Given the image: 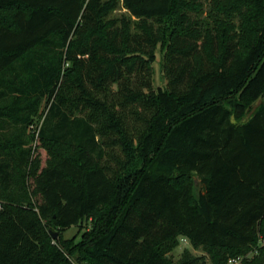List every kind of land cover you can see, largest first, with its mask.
<instances>
[{"label": "trees", "instance_id": "16d2710c", "mask_svg": "<svg viewBox=\"0 0 264 264\" xmlns=\"http://www.w3.org/2000/svg\"><path fill=\"white\" fill-rule=\"evenodd\" d=\"M263 95L264 0H0V264H264Z\"/></svg>", "mask_w": 264, "mask_h": 264}, {"label": "rangeland", "instance_id": "374dc122", "mask_svg": "<svg viewBox=\"0 0 264 264\" xmlns=\"http://www.w3.org/2000/svg\"><path fill=\"white\" fill-rule=\"evenodd\" d=\"M115 15H121V14H128L126 9H124L122 6H120L117 10L114 11ZM167 21V26L170 27V22H169V18L166 20ZM157 54H159V50L157 49ZM154 80H155V85H163L164 84V79L161 76V71H160V64H159V60H157L156 64L154 65ZM259 102H263L264 103V95L263 97H261L258 101L252 102L250 103L248 110L246 111L245 115L241 118H236L234 116L231 117V120L237 124L245 121L251 114V112L253 111V109L257 106V104ZM43 112V106L42 108H40L38 115L36 116L35 121L32 124V131H36L37 125H40V115ZM40 152L42 154V156H45V152L43 150L40 149ZM175 182H178L179 184H187L190 187V191L192 196H197V194L199 193V191L201 190V183L199 178L197 177L196 174H189V175H183V176H177L175 178ZM89 226L88 221L84 220L82 221L79 225H75L72 226L66 230H62L61 231V235L65 238H72L74 236L77 235L76 239L79 238V233L85 229H87ZM57 232V231H54ZM58 235V232H57ZM188 249L189 251H191L194 255L197 256H203L205 257L208 262V258H207V254L201 249H194L189 241L184 238V237H180L179 238V244L177 247H175L169 254L168 256H171L173 261H177L180 257L182 252ZM236 262H233L231 264H241V258L240 257H236ZM80 264V263H77Z\"/></svg>", "mask_w": 264, "mask_h": 264}, {"label": "water", "instance_id": "95a60500", "mask_svg": "<svg viewBox=\"0 0 264 264\" xmlns=\"http://www.w3.org/2000/svg\"><path fill=\"white\" fill-rule=\"evenodd\" d=\"M50 233H51V235H52V237H53L54 239L57 238V236H58V235H57V232L51 231Z\"/></svg>", "mask_w": 264, "mask_h": 264}, {"label": "built area", "instance_id": "2783aa9c", "mask_svg": "<svg viewBox=\"0 0 264 264\" xmlns=\"http://www.w3.org/2000/svg\"><path fill=\"white\" fill-rule=\"evenodd\" d=\"M236 258H231V259H229V261H228V264H231V263H233V262H236Z\"/></svg>", "mask_w": 264, "mask_h": 264}]
</instances>
